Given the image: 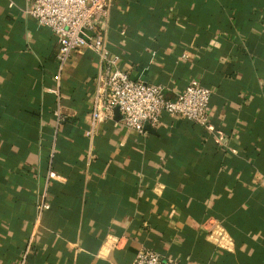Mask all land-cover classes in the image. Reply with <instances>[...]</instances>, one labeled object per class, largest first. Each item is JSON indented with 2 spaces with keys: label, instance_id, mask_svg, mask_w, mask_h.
Wrapping results in <instances>:
<instances>
[{
  "label": "crops",
  "instance_id": "crops-1",
  "mask_svg": "<svg viewBox=\"0 0 264 264\" xmlns=\"http://www.w3.org/2000/svg\"><path fill=\"white\" fill-rule=\"evenodd\" d=\"M28 2L0 0V264L29 239L24 264H131L142 248L173 264H264V0H114L99 28L119 68L170 100L198 80L212 130L164 114L144 134L100 123L90 141L99 64L84 49L61 73L54 144L58 45ZM207 216L230 250L207 238Z\"/></svg>",
  "mask_w": 264,
  "mask_h": 264
},
{
  "label": "built area",
  "instance_id": "built-area-1",
  "mask_svg": "<svg viewBox=\"0 0 264 264\" xmlns=\"http://www.w3.org/2000/svg\"><path fill=\"white\" fill-rule=\"evenodd\" d=\"M113 1L29 0L24 8L26 16L53 33L58 45L56 71L52 76L53 85L46 89L55 97L52 143H55L59 126L64 120L60 105L61 73L70 56L84 49L92 51L99 64L91 101L90 128L85 132L90 141L98 124L114 119L115 108L121 116L123 127L139 134H144L145 125L155 128L164 114L212 130L209 123L211 90L201 85L198 80H191L174 100H170L165 96L163 86L133 80L119 68L120 57L110 52L99 28V25L108 19ZM55 177L59 178L49 167L47 179ZM48 208L49 204L41 201L39 213ZM201 226L213 244L230 250L232 240L218 219L207 216ZM118 240L106 243L113 247L118 244ZM31 243L29 239L17 264H24L26 255L31 250ZM131 264H173V260L165 259L157 251L142 248L135 254Z\"/></svg>",
  "mask_w": 264,
  "mask_h": 264
},
{
  "label": "water",
  "instance_id": "water-1",
  "mask_svg": "<svg viewBox=\"0 0 264 264\" xmlns=\"http://www.w3.org/2000/svg\"><path fill=\"white\" fill-rule=\"evenodd\" d=\"M114 114H115V116H114V119H115V120H120V119H121V116L119 115V113H118V111H117V108L114 109ZM144 130H145V131H148V132L153 131V130L150 128L149 125H145V126H144Z\"/></svg>",
  "mask_w": 264,
  "mask_h": 264
},
{
  "label": "trees",
  "instance_id": "trees-1",
  "mask_svg": "<svg viewBox=\"0 0 264 264\" xmlns=\"http://www.w3.org/2000/svg\"><path fill=\"white\" fill-rule=\"evenodd\" d=\"M53 162V160H51V163Z\"/></svg>",
  "mask_w": 264,
  "mask_h": 264
}]
</instances>
